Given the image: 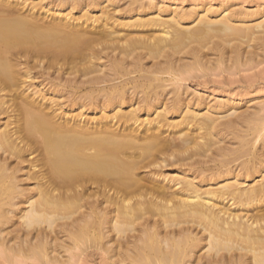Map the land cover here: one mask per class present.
Here are the masks:
<instances>
[{
	"label": "bare ground",
	"instance_id": "bare-ground-1",
	"mask_svg": "<svg viewBox=\"0 0 264 264\" xmlns=\"http://www.w3.org/2000/svg\"><path fill=\"white\" fill-rule=\"evenodd\" d=\"M43 2L0 0L4 256L64 264L90 242L108 264H264L261 124L186 88L246 66L264 16Z\"/></svg>",
	"mask_w": 264,
	"mask_h": 264
},
{
	"label": "rangeland",
	"instance_id": "rangeland-1",
	"mask_svg": "<svg viewBox=\"0 0 264 264\" xmlns=\"http://www.w3.org/2000/svg\"><path fill=\"white\" fill-rule=\"evenodd\" d=\"M47 1H48L47 3H49L52 2L53 0H47ZM141 1L142 3L144 2V4H147L145 5V7L147 9L150 8V11L152 10V12L154 13L156 12L159 13L160 11V12H164L165 14H170V13L181 14L182 11L189 12V11H193V8L194 9L196 8L194 11L196 12L198 11L197 13H200L202 15V11L204 12L205 11L204 9L206 8L205 12H207V8H208L209 10L208 12L210 13H212V11L214 12L215 10L217 11L214 12L216 16L213 15L215 16L213 18L221 17V14L224 13V11L225 13L228 12L229 14L232 13L237 15H240L238 12L242 11L240 12L242 16L245 13V15L250 16L251 19L254 21L264 16V0H139L140 4H142ZM43 3L46 4L45 0ZM90 10L91 9H89V12ZM218 11L220 12L219 14ZM83 12L81 13L83 14ZM75 13L76 15L81 14L79 11ZM91 13L95 16L100 15V10L98 9L91 10ZM126 17L129 18L128 16ZM132 17L133 16H131L130 19H132ZM133 19L135 18L133 17ZM253 24L254 23H252L251 26ZM237 25L238 27H240L243 24L237 23ZM257 31L258 30L256 29L252 30L253 32L252 37L249 36L248 38H244L243 39L244 42L241 40L243 44H245L243 45L241 43V45H243V47L241 46L243 49L242 53H244L243 51H245V53L243 54L244 55L243 59L248 58L249 61L252 60L250 61V63L252 62L251 64L248 61V63L246 62V66L245 64H242L244 66L236 65L237 67L233 66L234 68H232L231 65L229 71L228 68H225V70L221 71L220 69L223 66H220L219 67L220 69L215 68L212 69V71L210 70L206 71L204 77L201 73H199L200 75L197 74L198 78L196 79L192 78L189 80V83L186 85V88L188 93L189 91L191 93L189 94L190 98L192 96H201L203 100L204 99L206 100V101L204 100V102L209 103V106L214 105V103L222 104L225 106L226 109L233 108V110L236 111V114H240L241 112L244 114H249V115L251 114V116L254 117L253 119L252 117H250L251 121L254 120L256 121L255 123H257L258 121L261 124L260 126L263 129L262 134L264 135V47H263L264 42L260 40V38H262L263 36L260 35ZM223 38L224 37H222V39ZM215 41L217 40L215 39ZM237 42H238L237 40L233 39L231 43L238 44L239 42L238 43ZM228 54L231 55L230 52ZM210 56L212 59H216L215 56L212 55ZM211 67L213 68L215 66L213 65ZM231 69L233 72L231 71ZM197 82H199V84H196ZM233 117L234 116H231V118ZM223 120H226V118L220 121ZM13 219L16 220L15 217ZM13 219L12 222L14 221ZM14 223L9 224L11 225L10 226L11 229H14L12 228V225H14ZM15 225H17V223ZM15 225L13 227H16ZM87 246L89 248H87V250L83 254H80L78 248L72 251L74 253L73 255L65 254V256L69 258L70 262L64 264H108L107 263L108 261H106L107 256H105V253L102 249L101 250L99 249V246H95L93 243L90 242H88ZM1 251L2 249H0V264H13L10 262L9 259H7L4 256V253ZM70 256H73L75 258L71 257L72 259H70ZM16 261H14V263ZM41 263L46 264L43 262H39V264ZM15 264H23V262L21 263L20 260V262L18 263L16 262ZM36 264H38V262Z\"/></svg>",
	"mask_w": 264,
	"mask_h": 264
}]
</instances>
